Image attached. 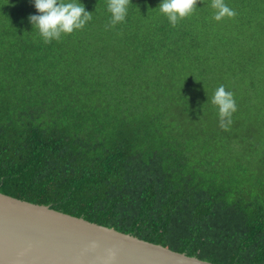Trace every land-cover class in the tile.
<instances>
[{"label":"trees","instance_id":"16d2710c","mask_svg":"<svg viewBox=\"0 0 264 264\" xmlns=\"http://www.w3.org/2000/svg\"><path fill=\"white\" fill-rule=\"evenodd\" d=\"M78 3L92 20L46 44L33 0H0V193L212 264H264V103L251 93L264 96V0H225L237 15L221 30L212 0L175 27L162 0H130L110 29L107 0ZM227 43L262 44L237 62ZM220 85L238 112L225 134L211 127Z\"/></svg>","mask_w":264,"mask_h":264},{"label":"water","instance_id":"95a60500","mask_svg":"<svg viewBox=\"0 0 264 264\" xmlns=\"http://www.w3.org/2000/svg\"><path fill=\"white\" fill-rule=\"evenodd\" d=\"M0 264H212L0 193Z\"/></svg>","mask_w":264,"mask_h":264},{"label":"clouds","instance_id":"9594fccd","mask_svg":"<svg viewBox=\"0 0 264 264\" xmlns=\"http://www.w3.org/2000/svg\"><path fill=\"white\" fill-rule=\"evenodd\" d=\"M33 3L38 14L30 15L27 19L38 30L46 44L53 40L59 41L62 33L71 34L74 30L83 29L93 18V13L86 11L78 0H33ZM197 3L198 0H162L158 9L166 16L169 24L175 27L180 20L195 12ZM129 7L130 0H107L110 19L105 28L110 29L125 22ZM211 7L216 10L213 15L215 21H221L225 17L234 18L237 15L225 0H212ZM211 103L218 106V126L228 131L233 123L232 116L237 111L234 93L220 85L215 89Z\"/></svg>","mask_w":264,"mask_h":264},{"label":"rangeland","instance_id":"374dc122","mask_svg":"<svg viewBox=\"0 0 264 264\" xmlns=\"http://www.w3.org/2000/svg\"><path fill=\"white\" fill-rule=\"evenodd\" d=\"M236 17V16H235ZM228 18V17H227ZM227 18H225V19H223L224 21H223V23H217V25H215V28L216 29H219V30H221V29H223V28H221L220 26H230V24H231V19L232 18H230L229 20L227 19ZM231 20V21H230ZM240 20H248V15H247V13H244L243 14V16H241V18H240ZM233 22V21H232ZM229 26H228V28H229ZM227 28V29H228ZM250 30H251V32H253V27H251L250 28ZM259 30H261V29H258V31ZM227 30H224L222 33H221V36L222 37H224V33L226 32ZM261 44L262 43H227V45L225 46V50H229V49H233L234 51H235V54H234V56H233V61H237V62H242V61H244V60H246V59H242L241 57H240V55H239V50L242 48V47H247V48H250V49H252V50H254V48L255 47H260L261 46ZM231 70H234L235 69V66H234V64L232 63V67L230 68ZM243 70L242 71H244L245 73H247V74H259L260 73V70L259 71H257V73H254V72H252V67L250 66V68L249 67H247V66H244L243 68H242ZM229 73V72H228ZM225 82H227V83H229V84H233L232 82H229V81H225ZM261 90V88L260 89H258L257 88V91H251V93L254 95V98H255V101L256 102H258V103H264V96L262 95V94H260L259 93V91ZM258 92V93H257ZM248 93V92H247ZM250 93V94H251ZM254 93H256V94H254ZM246 93H244V91L243 92H240L239 93V97H240V99L241 98H243V96L245 95ZM252 94H251V96L249 97L247 94H246V102L249 104V106L251 105V103L253 102L254 103V100H253V98H252ZM251 107V106H250ZM238 114V112L236 111L234 114H233V116H232V120H233V123H232V125L230 126V127H234V125H236V123L238 122V120H237V117H235L236 115ZM214 119V123L211 125V127H212V132L213 133H215V134H219V133H221V132H224V134H225V131L224 130H222L219 126H218V122H219V112H218V114L215 116V117H213ZM239 123V122H238ZM246 133H244V131L242 130V129H240V131H239V134L237 135L238 136V138L240 139V141H242V139H243V137H244V135H245ZM229 136H231L230 135V133H228L227 135H225V136H223L224 138H226V137H229ZM237 148H239V145H237V144H235V143H231V144H228V145H226L225 146V149H224V151L226 152V154H229V153H233V152H235V151H237ZM261 152L263 153L264 152V147L262 148V150H261ZM238 153H240V150L238 151ZM255 165V162H253V163H251V170L253 169V166ZM254 176H257V177H259L258 176V174L257 173H254Z\"/></svg>","mask_w":264,"mask_h":264}]
</instances>
